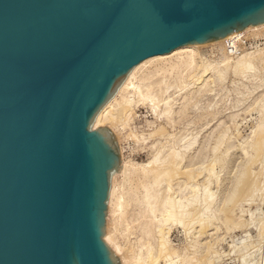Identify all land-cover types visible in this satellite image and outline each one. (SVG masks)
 <instances>
[{"label": "water", "instance_id": "1", "mask_svg": "<svg viewBox=\"0 0 264 264\" xmlns=\"http://www.w3.org/2000/svg\"><path fill=\"white\" fill-rule=\"evenodd\" d=\"M262 22L264 0H0V264H119L95 115L143 60Z\"/></svg>", "mask_w": 264, "mask_h": 264}, {"label": "rangeland", "instance_id": "2", "mask_svg": "<svg viewBox=\"0 0 264 264\" xmlns=\"http://www.w3.org/2000/svg\"><path fill=\"white\" fill-rule=\"evenodd\" d=\"M245 37L246 42L229 57L223 44L211 46L210 42L198 48L199 60H211L217 69L216 72H210L204 82L189 84L185 72L174 70L156 73L153 71L156 67L149 66L148 70L154 67V73L141 82L150 84L152 97L160 100L150 101V97H144L137 101L138 97L132 95V110L126 124L100 126L112 132L120 157L125 161L143 164L159 158L151 162L149 167H165L163 159L171 152L177 154L175 165L178 171L175 169L178 175L156 184L149 181L151 188L156 186L163 191L169 180L172 191L177 192L175 196H180L178 191L184 188L183 182L195 187L197 185L194 195L198 201L194 203V208L197 207L195 215L200 212L199 219L205 221L202 231H198L197 227L172 222H167L165 226L169 228L171 247L181 256L178 260L175 258L176 264H264V154L262 158L258 156L254 160L250 147L257 125L264 122L260 110V101L264 98V28L251 31ZM242 54L250 57L253 69L239 75L233 66L235 56ZM223 56L229 58L227 67L222 64ZM218 70L223 74L221 78L218 77ZM203 83H207L206 87L200 88ZM130 93L133 94L132 89ZM168 97L172 99L169 109L164 105ZM123 115L118 114L120 118ZM220 141H227V146L216 150ZM186 146L190 147L186 149ZM209 170L212 172L209 173ZM130 178L132 181H129ZM136 180V175L128 173L125 176V173L116 171L111 175L110 182L115 184V193L121 195L125 205L120 210L114 207L109 209L107 205L105 233L111 234L122 251H113L104 241L114 256L118 257L119 264H125V259L130 264H140L137 255L144 258L146 246L153 243V237L147 231L154 229V224L150 225L154 214L149 213L147 208L158 207L159 199L151 205L143 204L139 200L141 193L133 190ZM242 180H251V185L255 186L244 189L248 182H245L244 187L237 185ZM206 189L212 196H208L210 193ZM192 191L186 188L183 194H193ZM134 194L139 197H136L138 201ZM228 211H231V215L229 220H225L224 214ZM184 256H188L185 262L181 259ZM159 262L165 264L169 261L161 259Z\"/></svg>", "mask_w": 264, "mask_h": 264}, {"label": "bare ground", "instance_id": "3", "mask_svg": "<svg viewBox=\"0 0 264 264\" xmlns=\"http://www.w3.org/2000/svg\"><path fill=\"white\" fill-rule=\"evenodd\" d=\"M261 28H264V22L259 23V24H254V25H247L243 29L236 31V32H231L229 35L222 37V38H219L217 40H212V41L205 42V43L188 44V45L179 47L170 53H167L164 55L153 56V57H150V58L143 60L141 63H139L134 68H132L127 73L125 79L122 81L120 86L117 88V90L115 91L113 96L101 107V109L95 115L93 122H92L93 128L96 129L97 127H100L104 124H107V126H116V125H122L123 126L126 119L129 118V114L131 113V110H132L131 107H132L133 100L130 98V96H132V95H134V96L136 95L138 97L137 101L143 100L144 97H150L151 98L150 101H152V99H155L158 101L160 100V98L158 99V97L157 98L155 96L152 97L153 91H150L152 88V86L150 84L145 85V84H142V82H141L142 79L146 80V78H150L151 77L150 75H152L154 73V72H152V69L154 67L151 70H148L149 66L154 65L156 68H154L153 71L154 70L157 71L156 73H158L159 71L171 72L174 70L175 71L180 70L181 73L185 72L184 74H185L186 78L188 77L189 84L192 82H195V84H196L197 81L204 82L207 75L210 72H216L217 69L211 63L212 62L211 60L203 61V60H201V58L199 60L200 55L198 53V48H201L202 46H205L204 44H207L210 42H212L211 44H209L211 46L223 44L224 48H225L224 49L225 53L229 57V55H233V54H235V52H237L236 50L239 46H242V43L245 41L244 38L246 39L245 36L247 34H249V32L257 31V30H260ZM227 56L222 57V64L226 67L229 65L228 64L229 58H227ZM235 58L236 59L234 60L233 68H234V71L236 72V74L242 75V74L246 73L247 71L253 69L252 60L250 59V57L248 55H245V54L237 55V56H235ZM226 69H225V71H226ZM217 73H218V77L221 78L223 76V74L221 72H219V70L217 71ZM136 81H138L137 85H135ZM182 82L183 81H181L180 83H182ZM198 84H199V82H198ZM206 84L207 83H203L200 86V88L206 87L205 86ZM155 85L159 86L157 84H155ZM175 86H177V85H175ZM131 89L133 91V94L130 93ZM165 99L166 100L164 102V105L166 104V108L169 109L170 102L172 99L170 97L165 98ZM260 110H261L262 116L264 118V98H262V100L260 101ZM118 114H119V116L121 114H124L123 116H121L123 118H120L118 116ZM101 128H103V127H101ZM263 134H264V122L259 123L257 125V127L255 129L254 138L252 139V141L250 143V147L253 149V153H254V155L252 156V159H254V158L256 159V157H258V156H261L260 158H262V156L264 154V136H263ZM226 142L227 141H220V143L218 145H216L218 147L216 150H218L219 148L226 147L227 146ZM190 144H192V143H190ZM188 147H190V146H188ZM188 147L186 146L185 148L187 149ZM227 150H228V148L226 149V151ZM223 154H226V153H223ZM176 157H177V154L171 152L167 156V158L163 159V162H165V164H163V165H165V167H155V168H154V166L149 167V164L153 161L156 162L157 160H159V158H155L154 160L149 161L147 163L138 164V163H134V162L132 163V161H130V160L125 161V160L121 159V157H120L119 166L116 169V171L122 172L123 174L125 173V176H126V173H128L130 175L132 174V176L136 175V177H137V180L135 181L136 184L133 181V183L135 184L133 190L137 193L140 192L141 196L139 194V197H140V199H139V197L134 194L135 200L139 199L140 201H143V204L146 203L148 205H151L152 202L159 199V206L158 207L155 208V206H154L151 208H147L150 210V211L147 210L149 213L151 212V214L152 213L154 214V216L152 218L153 220H151V221H153V223L150 222L151 226L154 224V229L153 230L150 229V231L149 230L147 231V234H150L153 237V243H149V245L146 246V254L145 255L143 254L145 256L144 258H142L140 256V254L137 255L138 256L137 259H138V261H140V264H160L159 261L161 259L164 261H166V260L169 261L168 263L165 262V264H176V259L179 258L180 255L178 254V251L176 249H174L173 247H171V245H170L169 237H168L169 228L165 227L167 222L182 224V225H186L188 227L192 226V228L197 227L198 231H199V229H200V231H202L201 229H203V227L205 226V224H204L205 221L201 218L199 219V217H198V216H201V214L199 215L200 212H198L197 216L195 215V213H196L195 210L197 209V207L194 208V206H196V205H194V203L197 202L198 199L194 195V192H195L197 185H196V187L194 185H188V183H185L186 181L184 180L185 181V182H183L184 188L183 189L179 188V191H178V192H180V196H178V195L175 196L176 191L175 192L172 191L171 185L168 183L169 180H168V182H166L167 185L165 186L166 188L163 191H160V189H157L156 186L153 188H151L149 186V185H151V184H149V181H151V182L153 181L154 184H156L157 182H160L165 178H170L172 175H178V173H179V172L177 173L178 168L175 165V164H177ZM216 160L217 159H215V161ZM211 167H213V166H211ZM175 168H177V171ZM211 170H214V169H211ZM211 170H209V173L212 172ZM252 174H255V172ZM132 179H133V177H132ZM132 179L130 178L129 181H132ZM110 180H111V178H110ZM170 181H171V179H170ZM245 182H248V185L246 184V187H244ZM251 183H252L251 180L250 181L249 180L248 181L242 180L241 182L238 181L237 185H239V186L241 185L245 189L248 187L250 188L252 186ZM254 186L255 185H253L252 187H254ZM186 188H188L190 190L193 189V191H192L193 194H190V193H189V195L183 194V191ZM127 189H128V187H127ZM240 189H242V188H240ZM259 189H260V187H259ZM130 190H131V187H130ZM208 190H209V188H208ZM208 190L206 189L205 191H208ZM235 192L236 191H234L233 194H235ZM253 192H254V190H253ZM255 192H256V190H255ZM209 193H210V195L207 193L208 196H212L211 195L212 193L211 192H209ZM117 194L115 193V184L114 183L111 184V182H110L108 198H107V205H108L109 209H112L114 207V209L120 210L123 207V205H125L124 204L125 202L121 201V199H122L121 195L119 196ZM126 194H127V192H126ZM126 196L128 197V195H126ZM205 196H207V195L205 194ZM205 196H203V197H205ZM136 197H137V199H136ZM237 197H239V196H237ZM130 198H131V196H130ZM132 198H134V197L132 196ZM231 198H232V200H234L232 196H231ZM132 202H133V200H132ZM156 212H158L157 215H155ZM146 213H144V214H146ZM106 215H107V212H106ZM230 215H231V211H228L226 214H224L225 220H229ZM149 219H151V218H149ZM238 221H236V222L238 223ZM143 223H145V221ZM147 223H148V221H147ZM196 223L198 225H196ZM103 240H105L110 245V247L113 249V251L118 252V253L120 251H122V249H120V247L114 242V240L112 239V236L109 232H107L103 235ZM143 245H145V244H143ZM208 248L209 247H207V249ZM144 249H145V246L143 247V250ZM208 250H206L205 252H207ZM122 256H123V254H122ZM181 259L184 261L185 259H188V256H184ZM125 260H126L125 261L126 263L124 262L125 264H130V263H128L127 259H125ZM262 261H263V259H262Z\"/></svg>", "mask_w": 264, "mask_h": 264}, {"label": "built area", "instance_id": "4", "mask_svg": "<svg viewBox=\"0 0 264 264\" xmlns=\"http://www.w3.org/2000/svg\"><path fill=\"white\" fill-rule=\"evenodd\" d=\"M245 39V38H244ZM246 41H244L243 43H242V45L245 43ZM236 53V52H235Z\"/></svg>", "mask_w": 264, "mask_h": 264}]
</instances>
